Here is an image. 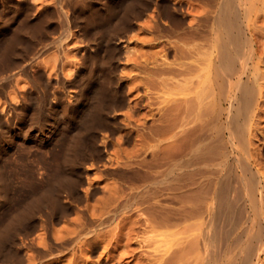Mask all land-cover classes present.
I'll list each match as a JSON object with an SVG mask.
<instances>
[{
	"label": "bare ground",
	"instance_id": "obj_1",
	"mask_svg": "<svg viewBox=\"0 0 264 264\" xmlns=\"http://www.w3.org/2000/svg\"><path fill=\"white\" fill-rule=\"evenodd\" d=\"M53 1L38 15L59 17L63 32L53 42L61 46L63 40L78 37L86 52L81 58L90 59L103 74L75 86L66 79L70 84L60 91L51 89L59 79L56 84L41 81V69L27 65L40 49L18 67L39 92L31 103L23 96L19 105L8 100L7 110H0V158L27 139L48 152L34 158L37 181H31L25 198L16 199L14 184L0 172V264H24L22 249L35 251L36 264L52 256L51 247L63 241L48 233L44 249L31 235L39 228L47 237L53 223L70 212L78 213L80 225H91L77 231L71 238L75 243L83 233L92 234L135 210L150 232L139 241H156L154 250L136 264H209L208 259L218 264L219 237L238 232L236 181L245 175L244 196L253 217L249 236L235 256L240 264H258L264 244V178L253 170L249 143L264 89V51L257 46L255 22L264 12V0H108L100 20L83 14L90 7L86 0ZM144 17L147 20L141 22ZM135 27L152 34L148 45L163 52L135 59L137 72L116 79L115 62L122 52H129L125 42ZM30 29L33 25L28 23L3 38L0 92L16 73L12 63L23 57L24 46L15 45L19 34L27 36L25 41L32 36L43 40ZM121 79L133 80L128 88L138 90L127 102ZM133 135L131 148H124ZM110 145L114 156L107 152ZM47 158L61 162L53 165ZM89 168L117 180L96 197L101 202L96 213L87 203L98 189L88 180ZM230 172L235 174L231 181L226 180ZM85 179L88 186L83 188ZM194 218L196 231L186 244L174 228ZM189 252L195 253L193 263ZM106 260L99 255L87 264H107Z\"/></svg>",
	"mask_w": 264,
	"mask_h": 264
},
{
	"label": "rangeland",
	"instance_id": "obj_2",
	"mask_svg": "<svg viewBox=\"0 0 264 264\" xmlns=\"http://www.w3.org/2000/svg\"><path fill=\"white\" fill-rule=\"evenodd\" d=\"M86 1L89 3L90 7L89 9H86L84 11V15L87 14L90 16L91 14H93L96 15V19L99 20L105 16L103 3L108 0ZM53 2V0H0V47L3 45L4 37H8L13 32H17V30H19L20 28L26 27L28 23L33 25V29H30V31L37 36L42 34L41 36L44 40L38 42L39 38L36 39L32 36L31 39L28 38L25 41V38L27 36L19 34V41L15 45L21 44L24 46V51L23 53H21L23 57H18L17 62L15 60L14 63H12L13 66L11 65V69L16 73L14 74L13 78L6 84L4 89L5 92H0V110L2 112H5L7 110L8 100H11L13 103L19 105L21 103L20 99L23 96L25 102L30 103L37 98L39 90L32 88L29 79L24 75L23 72L21 73V71H18L20 68V64H24L25 61H29V57L32 56L33 53L37 51V49H40V53L37 55L34 61H31L32 63L29 62L27 65L38 66L41 69L38 72L37 77L41 81L50 80L53 84L55 79H59L57 84L54 83L56 85L51 86V89L60 91L63 90V85L70 84L66 82L64 83V80L66 79L72 81L73 85L71 84L69 86H75L79 85L80 83L88 84L91 79L99 78L103 74V70L100 67H97L95 63L90 59H88L87 57L81 58V55L83 54L84 56V53L86 52L84 49H82V45L80 44V41H78V37L71 36L70 38L63 40L61 46L57 45V42H53L54 39L59 38L63 32V29L60 25V20H58L59 17L55 13L48 14L47 19H41V16H38L42 9L47 7L46 5L53 6ZM65 8L67 9L69 8V6L66 5ZM189 18L190 16H187L186 19L188 20ZM143 20H147L146 17H144V19H141V22H143ZM255 22L257 26V46L259 51H264L263 11L257 14ZM28 34L30 35L29 32ZM129 36V41L125 42L130 47L129 52L125 54L124 52H122L119 57L120 59L115 62L113 77H115L116 79L120 78L121 76L129 77V75L135 74L137 72L133 68V62L135 59H143L146 55H148L149 53H153L154 51H156L157 56H160V54H162L163 52L159 50V46L148 45L149 42L147 40L152 37V34L145 30H139L135 27L130 32ZM41 42L46 43V45H44L45 48H43V44ZM119 44L123 45L124 42L119 41ZM262 66L264 67V59ZM132 81L133 80L131 79H121V82H123L124 85L123 95L126 102L134 98L135 94L138 92V90L134 88L129 90L128 86L129 84L131 85ZM29 88L32 89V91H28L27 89ZM263 92L262 99L257 106L256 115L254 117L253 127L251 131V143H249V151L252 156V167H254L253 170L258 169V171L264 178ZM70 99L72 100V98ZM139 112L137 111L138 115ZM119 118H121V116H119L118 119ZM64 134L65 132L63 133V136H65ZM61 136L62 135L60 134V137ZM22 142L24 144L21 142H19V144L17 143V145L15 144L13 150L9 151V153L0 158V172L12 185L14 184L16 189V199L25 198L28 195L29 188L31 187V181H37L38 171L37 165H35L36 161L34 160V158H42L45 152H48L45 149L39 148L36 143L34 144L28 139ZM98 142H100V140H98ZM133 142L134 135L129 142L123 144V147L126 149H130ZM52 148H54V145L52 146ZM114 148L115 147H113L112 145L108 147L107 152L110 153L111 156L115 155ZM14 154L17 155L15 156ZM21 156L22 158H25L22 159ZM102 159L106 160V153L103 154ZM47 160H53V165L58 161L61 162V158H47ZM11 162H13L14 164ZM114 165L115 163L111 166ZM15 172L17 173V176H15ZM18 173L20 174L18 175ZM22 174L25 176H23ZM87 175L89 177V182L92 183L93 186L98 187V189L95 191V196L87 201V203L89 204V211L96 213L98 211L95 209V207L97 208L101 204V202L97 200L96 197L103 196L102 190L106 189L107 186L111 188L113 184H116L117 180L113 175H108L106 174V171H102L101 169L96 168H89L87 171ZM18 176L20 178L22 177L21 180L23 182ZM245 176L238 177L236 181V191L240 197L238 208V215L240 217L238 223V232H236V235H226L224 232L219 237V255L217 257L219 259L218 264H240V259L235 255L241 249L242 242L249 236L248 230L252 224L253 209L249 199L244 196ZM234 178L235 174L233 172H230V174L226 177V180L228 179L231 181ZM88 180L85 179L83 188L85 186H88ZM23 183L26 186L22 185ZM20 187H22L23 189H21ZM228 189H230V186L228 187ZM17 194H19V196ZM4 211H6V208H4ZM139 218H143V215L140 214V211L138 210H135L131 213H122L115 221H113L109 225L102 228H97L93 231L92 234L85 235L83 233L81 235L82 237H80L75 243H73V241L71 242V238L76 235L77 231H85L89 229L91 225L90 223H88L85 226L83 225V227L79 224L80 221L78 220H81V218H79L78 213L70 212L68 215H66V217H64L63 220L53 223L51 229L49 230V232H47V237L43 236L42 230H40L39 228L35 229L31 236L35 239L34 243L44 249H48V233L49 236H51V238H53L55 241H63L62 244L51 247L53 248V255L43 258L41 264H87L89 263V261L98 258L99 255L104 256V258L107 259V264H110L112 260L114 264H136V262L140 260V257L142 255H146L154 250L153 246H155L154 243H156V241L154 240L153 242L152 240H149L148 242L139 241V239L144 237V235L146 236L150 233L148 230H146L148 228H145V223L141 219L138 220ZM260 219L262 224L264 225V210ZM196 222L197 219L194 218L189 221L181 222L174 228V230L176 231V235L178 237H181L180 239L186 240V244L187 241H191L194 237V232L196 231ZM86 237H91L90 240H93L94 242L92 241L93 243L89 244V240H86ZM158 237L161 238V236H155L154 238ZM235 237H237V239H235ZM22 252L24 255V264H36V258L33 257V254L35 252L33 249H22ZM188 256L189 261L193 263L196 259L195 253L189 252ZM208 262L210 264L211 259H208ZM258 264H264V244L262 247V252L260 253V262Z\"/></svg>",
	"mask_w": 264,
	"mask_h": 264
}]
</instances>
